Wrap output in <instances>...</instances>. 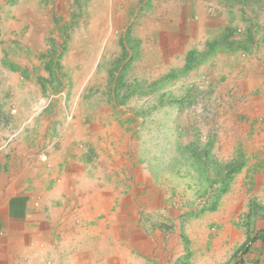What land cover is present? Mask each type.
<instances>
[{
	"label": "rangeland",
	"instance_id": "obj_1",
	"mask_svg": "<svg viewBox=\"0 0 264 264\" xmlns=\"http://www.w3.org/2000/svg\"><path fill=\"white\" fill-rule=\"evenodd\" d=\"M113 1L0 0V126L46 128L51 170H100L115 207L130 198L145 213L155 257L244 264L264 229V116L226 86L245 70L228 55L252 44L227 34L150 58ZM222 201L234 211L223 223Z\"/></svg>",
	"mask_w": 264,
	"mask_h": 264
},
{
	"label": "crops",
	"instance_id": "obj_2",
	"mask_svg": "<svg viewBox=\"0 0 264 264\" xmlns=\"http://www.w3.org/2000/svg\"><path fill=\"white\" fill-rule=\"evenodd\" d=\"M112 4L123 19L134 23L133 41L143 45L150 58L161 59L167 51L174 59L187 57L196 44L202 49L227 34L252 44L247 53L240 49L228 55L231 62L242 59L245 70L226 88L245 98L249 115L264 116V0ZM50 155L46 128L39 137L32 132L17 137L0 126V264L178 263L181 254L155 257L159 244L146 233L145 213L132 210L130 198H121L115 207L112 192L100 189L98 178L104 175L100 170L84 164L51 170ZM113 168L108 166L105 174H113ZM227 209L221 223L234 213L222 201L219 212ZM209 220L208 216L192 224L204 232ZM254 236L244 264H264V229H256Z\"/></svg>",
	"mask_w": 264,
	"mask_h": 264
},
{
	"label": "trees",
	"instance_id": "obj_3",
	"mask_svg": "<svg viewBox=\"0 0 264 264\" xmlns=\"http://www.w3.org/2000/svg\"><path fill=\"white\" fill-rule=\"evenodd\" d=\"M223 186H224L223 187V192H225L227 190V188H228V183H225ZM214 208H215V204H214V206L210 207L209 209L213 210Z\"/></svg>",
	"mask_w": 264,
	"mask_h": 264
}]
</instances>
